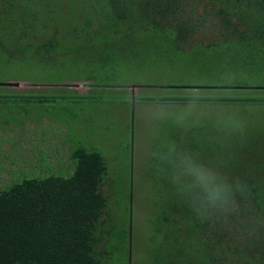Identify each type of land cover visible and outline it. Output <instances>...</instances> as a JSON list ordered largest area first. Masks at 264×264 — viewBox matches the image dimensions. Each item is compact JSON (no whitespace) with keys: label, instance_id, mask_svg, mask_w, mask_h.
<instances>
[{"label":"trees","instance_id":"obj_1","mask_svg":"<svg viewBox=\"0 0 264 264\" xmlns=\"http://www.w3.org/2000/svg\"><path fill=\"white\" fill-rule=\"evenodd\" d=\"M197 1L0 0V123L18 126L17 133L28 118L60 124L58 103L91 95L63 87L15 92L9 81L45 82L38 78L45 67L83 60L95 48L94 59L110 73L125 64L123 43H173L185 54L213 50L226 72L263 80L264 0H206L200 13ZM225 89L233 91L221 95L250 115L249 138L238 144L214 131L205 156L229 161L251 195L238 216L209 224L191 219L173 190L158 192L151 224L163 237L167 264H264V87ZM70 159L60 172L21 170L0 186V264L113 263L110 240L120 219L111 216L116 198L104 190L106 159L81 147L70 150Z\"/></svg>","mask_w":264,"mask_h":264},{"label":"rangeland","instance_id":"obj_2","mask_svg":"<svg viewBox=\"0 0 264 264\" xmlns=\"http://www.w3.org/2000/svg\"><path fill=\"white\" fill-rule=\"evenodd\" d=\"M205 4L206 0L196 2L199 13ZM121 50L120 60L125 64L110 73L99 59H94L95 48L89 57H81L83 60L45 67L38 77L45 82L9 81L10 90L15 92L52 94L55 87H63L70 95H91L93 99L58 103L54 114L63 121L60 124L46 118L38 124L28 118L25 128L17 133L18 126L0 123V186L21 170L49 174L53 167L59 172L70 168V150L74 148L100 152L108 165L109 184L104 190L119 205H114L111 215L119 213L120 219L110 240L112 264H167L168 250L163 237L154 235L151 220L157 193L172 188L151 158L156 144L140 117L141 98L152 95L153 86L158 85L179 97L193 86L224 94L233 91L225 88L264 87V79H245L234 73V79H217L226 72L222 64L225 59L216 57L218 53L213 50L185 54L176 51L173 43H123ZM162 135L204 155L209 150V138L216 137L211 129L186 134L170 126ZM42 151L45 156L39 158Z\"/></svg>","mask_w":264,"mask_h":264},{"label":"clouds","instance_id":"obj_3","mask_svg":"<svg viewBox=\"0 0 264 264\" xmlns=\"http://www.w3.org/2000/svg\"><path fill=\"white\" fill-rule=\"evenodd\" d=\"M225 72L217 79H234ZM144 88V85H137ZM216 89L193 86L182 96H173L162 85L141 98L140 117L156 147L151 154L158 171L171 186L188 216L201 223H227L238 216L251 195L245 176L230 170V162L207 157L177 139L162 135L166 127L186 134L211 129L223 137L244 144L250 124L238 105ZM135 93L133 100H135ZM137 112L136 108H133Z\"/></svg>","mask_w":264,"mask_h":264},{"label":"crops","instance_id":"obj_4","mask_svg":"<svg viewBox=\"0 0 264 264\" xmlns=\"http://www.w3.org/2000/svg\"><path fill=\"white\" fill-rule=\"evenodd\" d=\"M105 158V157H104ZM107 162V161H106Z\"/></svg>","mask_w":264,"mask_h":264}]
</instances>
